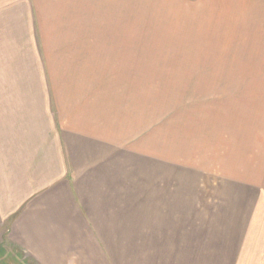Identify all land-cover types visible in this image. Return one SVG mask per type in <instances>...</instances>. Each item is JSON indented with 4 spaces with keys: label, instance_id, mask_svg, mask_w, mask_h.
Wrapping results in <instances>:
<instances>
[{
    "label": "crops",
    "instance_id": "crops-1",
    "mask_svg": "<svg viewBox=\"0 0 264 264\" xmlns=\"http://www.w3.org/2000/svg\"><path fill=\"white\" fill-rule=\"evenodd\" d=\"M122 3L0 2V242L7 236L35 264H205L210 226L196 239L192 223L178 226L179 218H193L199 197L211 203L205 218L219 220L221 243L235 249L264 205L262 183L233 174L211 188L199 168L163 159L160 142L119 139L108 116L115 110L104 92L99 99L97 80L67 91V69L48 59L113 55L93 54L78 40L73 47L82 54L52 56L35 26L47 29L51 9L63 27L113 26Z\"/></svg>",
    "mask_w": 264,
    "mask_h": 264
},
{
    "label": "rangeland",
    "instance_id": "rangeland-1",
    "mask_svg": "<svg viewBox=\"0 0 264 264\" xmlns=\"http://www.w3.org/2000/svg\"><path fill=\"white\" fill-rule=\"evenodd\" d=\"M123 1V17L113 26L63 27L52 9L47 29L35 26L52 56L82 54L73 47L78 40L89 42L83 49L93 46V54L113 55L48 59L67 69V91L97 80L99 99L104 92L115 110L108 116L119 139L160 142L163 159L199 168L211 188L233 174L264 186V0ZM55 38L70 41L52 42ZM59 43L66 50L59 52ZM199 198L193 218H179L178 226L192 223L195 239L201 226H210L205 264H264V205L242 247L235 249L232 242L221 243L222 232L215 229L219 220H211L212 214L205 218L211 203ZM0 264L35 263L5 236Z\"/></svg>",
    "mask_w": 264,
    "mask_h": 264
}]
</instances>
